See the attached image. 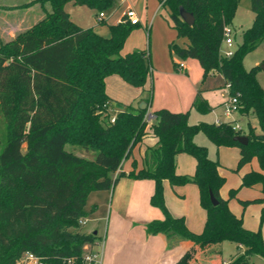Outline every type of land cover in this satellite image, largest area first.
<instances>
[{
	"label": "trees",
	"instance_id": "obj_1",
	"mask_svg": "<svg viewBox=\"0 0 264 264\" xmlns=\"http://www.w3.org/2000/svg\"><path fill=\"white\" fill-rule=\"evenodd\" d=\"M70 2L96 13L114 4L113 0H36L28 6L48 3L50 11L13 40L0 43V264H16L24 253L35 255L41 264H85V247L97 241L95 235L83 233L79 223L86 217L87 197L111 190L125 176L154 182L150 205L163 218L147 223L146 235L191 244L174 264H189L197 252L225 242L240 246L241 252L217 264H250L253 256L264 259L261 230H246L241 218L231 213L227 200L219 196L225 180L218 174V160H211L207 148L194 142L202 134L216 148H237L235 172L255 159L259 171L243 175L241 186L259 184L263 197L240 203L243 207L264 203V90L256 79L258 67H243L244 58L264 40V0H250L252 24L230 57L222 55L223 33L232 25L238 0H158L176 37L184 41L168 45L170 56L196 60L203 80L219 73L229 96L238 95L239 116L254 119L256 126L249 121L243 131L235 129L234 122L189 124L187 112L156 110L150 125L156 146L145 151L141 169L133 161L127 174L121 165L145 135L147 108L110 99L104 80L115 75L133 88H143L151 73L150 55L143 50L121 54L138 27L125 16L108 26L109 37L104 38L71 21L64 11ZM180 9L193 15L191 26L180 19ZM173 67L182 70L176 62ZM146 102L148 106L149 99ZM191 109L200 115L212 111L201 91ZM237 136L247 137V144L235 141ZM67 145L94 153V158L78 156ZM178 154L195 160L192 175L176 174ZM163 181L197 187L206 213L200 233L190 232L182 217L171 216L164 204ZM234 197L232 190L229 198ZM215 252L221 255V249Z\"/></svg>",
	"mask_w": 264,
	"mask_h": 264
},
{
	"label": "crops",
	"instance_id": "obj_2",
	"mask_svg": "<svg viewBox=\"0 0 264 264\" xmlns=\"http://www.w3.org/2000/svg\"><path fill=\"white\" fill-rule=\"evenodd\" d=\"M34 1L36 0H27L20 4L16 3L15 5L20 6L27 3H34ZM129 2L130 0L124 3L115 1L114 12L122 7V5H125L127 8L131 7L138 15L136 9H134ZM31 5L33 6L22 9L21 14L18 15L24 17L26 21V23L23 22L24 26L19 20H15V23L13 22L15 32L29 28L32 24L43 18V16L38 14L34 9L36 5H41H39V3ZM44 6L45 10H50L48 3H44ZM157 6L158 9L161 8L159 2ZM86 8L85 6H76L70 2L64 6V11L76 25L82 28L89 27L95 33L107 38V34L100 32V27H98L99 24L107 23L106 15L105 19L101 22L96 21V23L87 24L88 19L85 20V22H80L82 21L81 14L87 12L85 10H88L89 16H93V18L97 17L95 11ZM121 18L122 14L116 19L114 24L118 23ZM138 25L141 26L140 22ZM143 28L145 31L147 30L146 22L143 24ZM172 38L173 37H170L169 41H171ZM129 40L130 37L126 39L123 45L121 51L122 55L130 53V51L135 48L132 43H129ZM181 41L183 44L184 41ZM149 47L150 46L147 48L148 51ZM149 55L151 54L149 53ZM151 59V73L143 88H133L124 83L118 76L112 75L104 80L105 94L107 97L124 105H132L138 108L139 105L144 103L148 115H151L153 111L158 109H167L174 113H183L188 108H191L197 89L201 87L202 97L212 107L210 113L213 114L212 116H214V118H212V120H210L212 122L209 123L220 124L224 122H234L241 130H245L241 127L237 119L231 118V115L237 113V111L229 115H226L225 111H223L225 118L215 114L218 106L221 107L223 103L224 106L229 101L228 99L223 102V100L218 97L220 91L228 92L225 82L219 73L211 74L203 80L202 69L196 60H180L176 57H171L167 51L165 55L161 53L156 59ZM173 62L178 63L182 68V70L177 71V74L172 71L171 63L173 65ZM152 89L153 95L149 97ZM121 91L127 92L128 98L125 99ZM147 99H149L148 106L146 102ZM216 105L218 106L215 107ZM202 119L199 121L202 122ZM249 121L253 127L256 126V121L254 119H247V123ZM251 121H254L253 124ZM152 122L153 117L151 116L141 142L134 147L131 156L123 161L121 171L124 173L127 174L131 171V164L133 161L137 169H141L144 165L145 151L156 146L157 139L153 136L150 129ZM202 136L203 137H200V134L196 135L194 137V142L199 146H205L209 157L210 151H213V149L208 139L204 135ZM215 154L220 165L218 174L225 180L224 185L219 190V196L227 200L229 210L233 215L241 218L243 227L246 230L255 231L248 226L250 224V219L243 211L248 205L243 207L240 202L252 201L263 197L261 185L259 184L248 188L253 190L251 195L247 192V188H242L241 186V178L243 175L252 171H259L257 161L253 159L234 175L231 173V170L236 169L239 160V150L234 147H215ZM194 170L195 160L191 156L178 154L175 157L176 174L192 175ZM232 190L235 191V197L230 199L229 192ZM153 191L154 182L152 180H134L126 176L119 178L111 190L102 191L103 193H101L98 199L92 200L94 202L91 204L90 214L83 219V233H96L95 236L97 237L95 245L92 247H85V252L99 259L100 264H174L180 256L191 247V244L188 241L178 238L167 241L162 235H146L145 225L150 221L161 220L163 218L161 211L150 205V198ZM244 192L246 193L244 194ZM163 197L165 207L171 216L182 217L185 226L192 233L198 234L202 231L206 220V213L199 204V193L195 185L170 186L167 181H163ZM257 205L261 207V210L264 207V203H258ZM100 207H104V210L102 211ZM258 213L259 210H257L255 214L256 217H258ZM103 218L106 219V224L104 228L100 230L99 222L102 221ZM90 223H92L91 226H89ZM223 246L224 245H222L221 253L223 252ZM236 248L237 250H241L240 246L236 245ZM196 259L197 258L190 261L189 264H196ZM217 261L218 260H213L212 264H217Z\"/></svg>",
	"mask_w": 264,
	"mask_h": 264
},
{
	"label": "rangeland",
	"instance_id": "obj_3",
	"mask_svg": "<svg viewBox=\"0 0 264 264\" xmlns=\"http://www.w3.org/2000/svg\"><path fill=\"white\" fill-rule=\"evenodd\" d=\"M25 1L27 0H0V43L9 42L13 40L17 34L26 30L24 29V30L15 32L14 26H13L15 23L14 22L15 20H19L20 22H22V25H23V22L26 23L24 17L22 15L21 16H18V15L21 14L22 9L29 8L27 4H30V3L20 5V6L15 5L16 3L20 4ZM129 3H131L133 8L136 9V11L138 12L137 17L141 24V26L138 25L137 28L133 29L132 32L128 36V38L130 37L129 43H132V45L135 46V48L132 51L143 50V51L149 52L152 55V57L150 55V62H151L152 61L151 58L156 59V57L159 54L161 55V53L162 55H165L167 51V53L169 54L167 49H168V45L171 42H175L178 45H182V41L176 37V32L170 27L171 22H170V18L168 16L167 10L164 8L158 9V6H157L158 0H130ZM30 6L32 7L33 5H30ZM41 7H42V10H41ZM44 7H45L44 4L42 6L36 5L34 9L35 11H37L38 14H40L41 16H44L46 12L50 11L49 9L45 10ZM114 9H115V5L113 4L110 8H108L107 10L103 12L106 15L107 23L99 24L98 26L100 27L99 31L106 33L107 37L109 35L108 26L113 25L116 19L121 16V14L122 16H124L127 10V6L122 5V7H120L115 12H114ZM85 11H87L85 12V14L83 13L81 14L82 21L80 22H85V20L88 19L87 24L93 23V22L96 23L97 17L93 18V16H89L88 10H85ZM252 21H253V14L250 10V0H238L237 9H236L235 16H234V19L231 25V28L233 30V33L231 35V39H232L231 50H234L238 45L241 44L242 32L251 26ZM145 22L147 23L146 31L143 28V24ZM170 37H173L171 41H169ZM148 46H150L149 51L147 49ZM227 49L228 48L225 45L222 46V52H225ZM263 66H264V40L260 43V45L258 46L256 50L248 54L243 60V67L245 70H249L252 67H258L256 70V79L258 83L260 84L261 88L264 90V68H262ZM171 68H172L173 73L177 74V71H175L172 63H171ZM197 91H201V87H199ZM121 92L125 99L128 98L127 92L125 91H121ZM152 95H153V89L151 91V95L149 94V97ZM218 97L219 99H222L223 102L227 101L230 98L228 92H221V91L220 93H218ZM223 104L221 107L218 105L215 106V107L218 106L215 114L221 115L223 116L222 118H225L223 111L225 110L226 105L223 106ZM186 112L189 114V119H188L189 124H196L197 122H200L199 120H201L202 118H203L202 122L209 123V122H212L210 120L214 118V116H212L213 115L212 113H209L206 115H200L191 108H188L183 113H186ZM104 116L102 115V117ZM231 118L237 119L241 127L246 130L247 128L246 118H241L237 113H233L231 115ZM110 121H113V117H111ZM251 122L253 124L254 121H251ZM148 123L149 121H147V124ZM200 137H203V136L200 134ZM211 147L213 151L212 150L210 151L209 158L211 160H215L216 159L215 147L212 144H211ZM66 148L78 156H81L87 159L94 158V153L86 152L80 147L67 145ZM231 173L234 175L237 174V172H235V169L231 170ZM242 188L248 189L249 187H242ZM247 192L251 195L253 193V190L248 189ZM101 193L103 192L102 191L91 192L88 195L86 204H85V209H84L86 216L90 214L91 204L94 202L92 200L98 199ZM245 193L246 192H244V194ZM257 204L258 203L249 204L243 211H244V214H246L247 217L250 219V224L248 226L251 227L255 231L260 229L262 233V237L264 239V218L261 221V211L262 210H261V207L258 206ZM255 209H256V212L257 210H259L258 217H256L255 215L256 214ZM101 210L103 211L104 207H102ZM105 224H106V219L103 218L102 221L99 222L100 230L104 228ZM91 225L92 223H90L89 226ZM222 245H224L223 252L221 253V255H219L215 251L217 249L222 250ZM222 245L211 247V249L206 251L205 253L197 252L196 264H212L213 260H222V261L228 262L233 257H235L238 253L241 252L240 249L237 250L236 245L234 243L225 242ZM250 264H264V259L257 257V256H253L250 259Z\"/></svg>",
	"mask_w": 264,
	"mask_h": 264
},
{
	"label": "built area",
	"instance_id": "obj_4",
	"mask_svg": "<svg viewBox=\"0 0 264 264\" xmlns=\"http://www.w3.org/2000/svg\"><path fill=\"white\" fill-rule=\"evenodd\" d=\"M119 1L120 3H124L127 0H114ZM126 20L129 22L130 25H138L139 20L137 17L136 12L131 8L128 7L125 14H124ZM105 19V14L103 12H100L97 14V21L101 22ZM233 33V30L231 27H225L224 33H223V45H225L228 49L225 52H222V55L224 57H230L233 54V50H231L232 47V39L231 35ZM228 89V86H226ZM237 94L235 96L230 97L228 103L225 106V114L229 115L233 113L234 111H237ZM145 119L149 121L151 119V115H146ZM235 129L240 130V128L236 125ZM79 223L82 225L83 220L79 221ZM84 263L85 264H100L99 259H97L95 256L90 255L86 253L84 255ZM16 264H41V261L38 257L31 253H24L22 257L16 262Z\"/></svg>",
	"mask_w": 264,
	"mask_h": 264
},
{
	"label": "water",
	"instance_id": "obj_5",
	"mask_svg": "<svg viewBox=\"0 0 264 264\" xmlns=\"http://www.w3.org/2000/svg\"><path fill=\"white\" fill-rule=\"evenodd\" d=\"M179 17L184 23H186L189 26H191L194 23L193 15L185 12L183 9L179 10ZM262 68H264V66ZM139 109L141 110L145 109V104L143 103L142 105H139ZM234 140L237 141L241 145H246L248 142V139L245 136H237L234 138ZM210 201L213 205L217 204V201L215 200V198L213 197L211 193H210ZM95 234L96 233H93V235Z\"/></svg>",
	"mask_w": 264,
	"mask_h": 264
}]
</instances>
